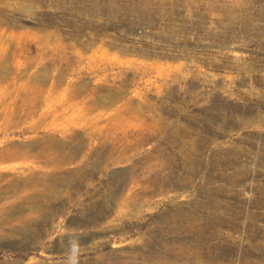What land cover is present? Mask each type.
<instances>
[{
  "label": "rangeland",
  "instance_id": "rangeland-1",
  "mask_svg": "<svg viewBox=\"0 0 264 264\" xmlns=\"http://www.w3.org/2000/svg\"><path fill=\"white\" fill-rule=\"evenodd\" d=\"M0 31L4 75L58 86L20 124L23 80L0 88V150L80 138L72 164L0 163L38 181L0 264H264V0H0ZM79 85L107 103L76 112Z\"/></svg>",
  "mask_w": 264,
  "mask_h": 264
},
{
  "label": "bare ground",
  "instance_id": "bare-ground-1",
  "mask_svg": "<svg viewBox=\"0 0 264 264\" xmlns=\"http://www.w3.org/2000/svg\"><path fill=\"white\" fill-rule=\"evenodd\" d=\"M1 32V31H0ZM2 48H0L1 50ZM42 49V48H41ZM40 49V50H41ZM47 49V48H46ZM38 52V51H37ZM19 54V53H18ZM36 54V53H35ZM40 54V53H39ZM21 56V55H20ZM22 60V59H21ZM5 61V59H4ZM4 61H0V64L4 63ZM23 61V60H22ZM29 63V62H28ZM27 64V62H26ZM27 66V65H26ZM4 67L0 66V88H7L8 86L13 85L15 87V85L17 84V82L22 81L23 80V84L22 85H18L17 89L14 90L15 92V97L13 95L12 96V100L13 102L16 101H20L21 104L17 105L16 107H14L15 109L12 110V114H10L9 112V108L11 106V103H6L4 104V117L7 120V122H9L10 120H13L12 117H16V122H19V124L21 122H26L28 120H34L36 119L37 115L39 114V111L42 108H46V106H48L47 108H50V98L55 97L56 94L58 95V92L56 93V91H58V86L54 85L53 87H48V91L46 89V86L41 79H39V77L34 76H29L25 77V75H17L14 78H9L6 75H4ZM43 80V79H42ZM56 81V80H55ZM53 85V84H52ZM12 88V87H11ZM8 89V88H7ZM19 89H22V91L18 92ZM57 89V90H56ZM86 87L84 85L82 86H76L73 87L71 89H67L70 95V99L69 101H71V104L69 102V104L71 106H73V108L76 109V112L79 113H83L84 111H90V112H94L100 109V107L104 104L107 103L105 99H101L99 96L100 93L99 92H94L92 94V96L86 98L84 96V98L81 101H77L78 98L82 95L85 94L84 91ZM66 90V91H67ZM89 90V89H87ZM94 91V90H93ZM13 92V93H14ZM67 92V93H68ZM87 92V91H86ZM6 93V92H5ZM11 93V92H10ZM89 93V92H88ZM92 93V92H91ZM66 94V93H64ZM87 94V93H86ZM88 95V94H87ZM10 97V95H9ZM3 98L0 94V99ZM54 99V98H52ZM57 100V99H56ZM80 100V99H79ZM53 102V100H52ZM57 104V103H56ZM14 105V104H13ZM70 105L67 106H62L61 112L63 111L65 112H69ZM52 107H53V103H52ZM72 108V109H73ZM52 110V109H51ZM74 110V109H73ZM59 111V110H57ZM56 111V112H57ZM72 111V110H71ZM45 112V111H44ZM46 114L43 115L45 118V120L48 119L49 116V112H45ZM89 114V113H88ZM87 114V115H88ZM86 114L84 116H87ZM91 115V114H90ZM93 115V114H92ZM43 118V117H42ZM43 119V120H44ZM79 119V118H78ZM92 121V120H91ZM13 121H11L12 123ZM28 123V122H27ZM10 124V123H9ZM11 125V124H10ZM39 125V124H38ZM35 125V126H38ZM17 126V125H16ZM15 126V127H16ZM10 127V126H9ZM18 128V127H16ZM15 128V129H16ZM35 128V127H34ZM10 129V128H9ZM12 129V128H11ZM38 129V128H37ZM8 130V128H7ZM39 130V129H38ZM36 130V131H38ZM35 131V130H34ZM90 131V130H89ZM91 131H93L92 133H88L86 135L90 136L92 139H94V137L96 138L95 141H99V142H103L105 143L104 139H103V135L101 133V130L98 129H92ZM37 136V135H36ZM59 138H58V137ZM57 136H53L50 135V137L48 138V140H46L43 144V147L45 145V147L50 148L47 150H37L36 148L41 149L42 146L36 145L34 148L33 147H6L3 148L2 150H0V163L1 164H5V163H11V162H19V161H42V162H46L48 164H54L56 163V165H62V164H67V163H73L76 159V155L78 156L80 153V148H78V150H76L75 152H72L73 154H71L70 156H67L66 152L64 153L63 148L65 147V139L67 136H71V140L74 144L78 143L80 141L79 135L78 134H73L70 132V130H66L63 129ZM111 136V135H110ZM89 137V138H90ZM69 139V138H67ZM92 142V141H91ZM39 143V142H38ZM98 143V142H97ZM67 144V143H66ZM79 144V143H78ZM70 145V144H69ZM80 145V144H79ZM92 145V144H90ZM89 145V146H90ZM97 145V144H96ZM12 146V145H11ZM19 146V145H18ZM95 146V145H94ZM103 146V145H102ZM68 149V148H67ZM113 151V150H112ZM69 154V153H68ZM53 155H56V158H53ZM114 155H117L116 153ZM55 157V156H54ZM79 157V156H78ZM84 157V156H82ZM115 157V156H114ZM112 158V157H111ZM87 160V159H86ZM37 163V162H36ZM77 163V162H75ZM6 166V164H5ZM51 166V165H50ZM55 166V165H54ZM69 166V165H68ZM16 168L15 166L11 167V166H7V167H0V219H4V217L7 215H20L22 214V198L25 197V195H30V193H32L31 188L34 186V184L38 181H36V178H34V176H36L35 174L29 179L23 178L22 176L15 174L16 173ZM19 168V167H18ZM56 168V167H55ZM64 168V167H63ZM32 169V168H31ZM37 169V168H36ZM12 171L13 174L9 175L6 174V172H10ZM11 172V173H12ZM24 172V171H23ZM22 173V172H19ZM23 175V173H22ZM75 174H72L71 177L73 178ZM77 175V174H76ZM25 176V175H24ZM59 177V176H58ZM40 180V179H39ZM42 180V179H41ZM53 180V179H52ZM51 180V181H52ZM55 180V178H54ZM72 180V179H71ZM77 180V178H76ZM43 181V180H42ZM45 181V180H44ZM64 182V180H63ZM70 181V183H63L66 187L70 188L72 185H74V182ZM78 182V181H77ZM43 183V182H41ZM60 183V182H59ZM80 183V182H79ZM78 183V184H79ZM39 184V183H38ZM56 184V183H55ZM58 185V184H57ZM55 186V185H53ZM63 186V185H62ZM39 187V185H38ZM44 187V186H43ZM61 187V186H59ZM46 188V187H45ZM63 188V187H62ZM61 188V189H62ZM47 189V188H46ZM45 189V190H46ZM56 189V188H55ZM42 190V188H41ZM67 191V189H66ZM55 192V190H54ZM68 192V191H67ZM43 193V192H42ZM57 193V192H56ZM62 193V192H61ZM33 194V193H32ZM28 198V197H27ZM38 199V198H37ZM34 200V199H33ZM29 201V200H27ZM46 201V200H45ZM44 201V202H45ZM48 204V203H47ZM32 205V203H31ZM35 205V204H33ZM27 206V205H26ZM30 206V205H28ZM42 206V205H41ZM34 209V207L31 206V210ZM34 212V211H33ZM32 212V213H33ZM28 214L30 212H27ZM36 213V212H34ZM33 213V215H34ZM24 214V213H23ZM36 216L38 214H35ZM24 216V215H22ZM26 216V215H25ZM32 217V216H31ZM18 218V216H17ZM29 218V217H28ZM8 219V218H7ZM13 220V219H12ZM26 220V219H25ZM21 221V219H20ZM1 222V220H0ZM22 222V221H21ZM4 223V222H3ZM26 223V222H25ZM3 225V224H2ZM1 225V226H2ZM30 225V224H29ZM5 228V227H3ZM23 230V229H21ZM26 231V229H25ZM1 237V236H0ZM3 237V236H2ZM2 239V238H1Z\"/></svg>",
  "mask_w": 264,
  "mask_h": 264
}]
</instances>
